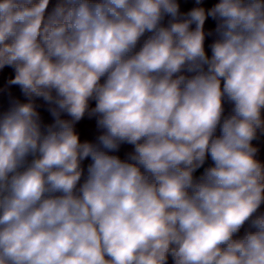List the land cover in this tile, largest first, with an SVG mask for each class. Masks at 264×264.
Listing matches in <instances>:
<instances>
[{
	"label": "clouds",
	"instance_id": "1",
	"mask_svg": "<svg viewBox=\"0 0 264 264\" xmlns=\"http://www.w3.org/2000/svg\"><path fill=\"white\" fill-rule=\"evenodd\" d=\"M0 264H264V0H0Z\"/></svg>",
	"mask_w": 264,
	"mask_h": 264
}]
</instances>
